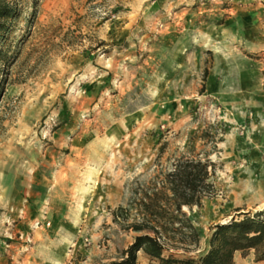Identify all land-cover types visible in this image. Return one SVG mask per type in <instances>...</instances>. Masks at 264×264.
<instances>
[{
    "label": "rangeland",
    "instance_id": "1",
    "mask_svg": "<svg viewBox=\"0 0 264 264\" xmlns=\"http://www.w3.org/2000/svg\"><path fill=\"white\" fill-rule=\"evenodd\" d=\"M9 2L0 264L119 259L137 234L112 212L191 140L211 152L216 194L183 209L201 239L176 258L198 260L217 224L264 218V0ZM214 129L216 150L199 139ZM61 244L70 256L53 263ZM235 263L263 264L253 252Z\"/></svg>",
    "mask_w": 264,
    "mask_h": 264
},
{
    "label": "trees",
    "instance_id": "2",
    "mask_svg": "<svg viewBox=\"0 0 264 264\" xmlns=\"http://www.w3.org/2000/svg\"><path fill=\"white\" fill-rule=\"evenodd\" d=\"M18 9L9 0H0V58L2 43L16 19ZM3 70L0 69V77ZM3 80L0 79V84ZM1 92V87H0ZM202 131L199 139L217 149L223 134ZM191 140L188 150L158 172L149 182L136 181L127 205L112 212L113 222L123 231L136 233L132 245L120 258L109 264H138L143 253L160 264H236L235 257L254 253L255 262L264 263V218L262 214H240L212 228L209 248L198 260L177 259L176 252L185 255L198 250L201 233L183 212L201 208L206 199L216 194L212 175L216 164L211 152L199 151Z\"/></svg>",
    "mask_w": 264,
    "mask_h": 264
},
{
    "label": "crops",
    "instance_id": "3",
    "mask_svg": "<svg viewBox=\"0 0 264 264\" xmlns=\"http://www.w3.org/2000/svg\"><path fill=\"white\" fill-rule=\"evenodd\" d=\"M56 253L53 254V251H51L50 256L52 257V262L53 263H60V262H64L65 260L68 259V257L70 256V251L67 253L65 250V245L61 244L59 245V247L55 250ZM16 256L19 257L20 256V251L17 250L16 252ZM157 264L156 260H151L149 257H147L146 255H144L143 253L139 254V261L138 264ZM263 263V262H261ZM264 264V263H263Z\"/></svg>",
    "mask_w": 264,
    "mask_h": 264
}]
</instances>
